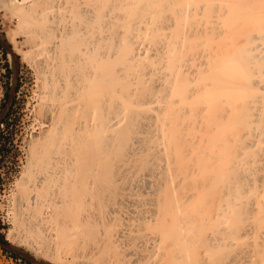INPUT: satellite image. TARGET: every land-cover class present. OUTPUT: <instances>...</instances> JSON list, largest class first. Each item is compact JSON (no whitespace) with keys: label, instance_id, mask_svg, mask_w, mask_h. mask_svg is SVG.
<instances>
[{"label":"bare ground","instance_id":"obj_1","mask_svg":"<svg viewBox=\"0 0 264 264\" xmlns=\"http://www.w3.org/2000/svg\"><path fill=\"white\" fill-rule=\"evenodd\" d=\"M3 2L35 49L19 183L52 247L264 264V0Z\"/></svg>","mask_w":264,"mask_h":264},{"label":"rangeland","instance_id":"obj_2","mask_svg":"<svg viewBox=\"0 0 264 264\" xmlns=\"http://www.w3.org/2000/svg\"><path fill=\"white\" fill-rule=\"evenodd\" d=\"M0 1V105L4 103V108H0V130L3 127L1 119L11 106L10 119L17 123L14 142L19 151L18 171L0 195V213L7 225L5 231L7 243L0 242V264H26V261L32 264H71V258L66 253L67 250L61 249L57 245L52 247V242L50 244L49 239L40 229L31 223L28 218L30 211L23 204L24 194L22 183L19 182L23 176L26 177L24 174L28 170L30 141L40 130L36 112L37 74L30 63L32 57L35 56V49H33L34 53L31 51L33 56H30V51L27 50L30 49L31 44L28 40H26L28 46L24 43L27 28L22 26L21 28V24L19 25L17 22L16 14L8 11L10 8L7 9L5 4L3 6V0ZM20 1L17 0L18 3ZM2 49L6 52V60L11 70L9 78L5 76L3 67L5 60ZM6 87L8 99L5 101L4 90ZM52 248L59 250L56 251ZM60 249H64L65 252ZM10 252L16 253L18 257H11Z\"/></svg>","mask_w":264,"mask_h":264},{"label":"trees","instance_id":"obj_3","mask_svg":"<svg viewBox=\"0 0 264 264\" xmlns=\"http://www.w3.org/2000/svg\"><path fill=\"white\" fill-rule=\"evenodd\" d=\"M1 46V45H0ZM3 59L5 63L3 65L5 69V76L9 78L11 70L9 64L6 60V52L2 49ZM5 101L8 99V90L7 87L4 90ZM0 108H4V103L0 105ZM10 109L6 112L5 116L1 119L3 123V127L0 130V195L3 193L4 189L7 187L9 182L13 179V176L18 171V156L19 151L14 142L15 133L17 130V123L10 119ZM11 120V121H8ZM7 225L4 222L2 215L0 213V242L7 243L5 238V231ZM5 250V249H4ZM9 255L13 258L18 257L16 253H9ZM26 264H32L29 261H26Z\"/></svg>","mask_w":264,"mask_h":264}]
</instances>
